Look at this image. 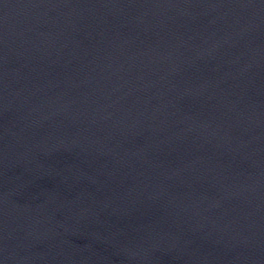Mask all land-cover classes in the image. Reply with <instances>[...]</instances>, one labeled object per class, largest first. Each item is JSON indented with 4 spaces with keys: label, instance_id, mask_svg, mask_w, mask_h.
Here are the masks:
<instances>
[{
    "label": "water",
    "instance_id": "obj_1",
    "mask_svg": "<svg viewBox=\"0 0 264 264\" xmlns=\"http://www.w3.org/2000/svg\"><path fill=\"white\" fill-rule=\"evenodd\" d=\"M0 264H264V0L0 4Z\"/></svg>",
    "mask_w": 264,
    "mask_h": 264
}]
</instances>
